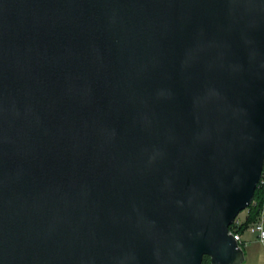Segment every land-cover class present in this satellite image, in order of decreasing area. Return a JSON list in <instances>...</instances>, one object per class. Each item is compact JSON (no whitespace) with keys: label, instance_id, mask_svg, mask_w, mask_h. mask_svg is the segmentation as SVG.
I'll list each match as a JSON object with an SVG mask.
<instances>
[{"label":"water","instance_id":"obj_1","mask_svg":"<svg viewBox=\"0 0 264 264\" xmlns=\"http://www.w3.org/2000/svg\"><path fill=\"white\" fill-rule=\"evenodd\" d=\"M264 171V0H0V264H244Z\"/></svg>","mask_w":264,"mask_h":264},{"label":"trees","instance_id":"obj_2","mask_svg":"<svg viewBox=\"0 0 264 264\" xmlns=\"http://www.w3.org/2000/svg\"><path fill=\"white\" fill-rule=\"evenodd\" d=\"M264 209V186L258 187L252 205L247 210L248 215L246 220L243 222V225L240 226L236 231L231 230L234 233L243 234L252 224L257 222L261 217L262 211ZM203 264H211L209 257H204Z\"/></svg>","mask_w":264,"mask_h":264},{"label":"crops","instance_id":"obj_3","mask_svg":"<svg viewBox=\"0 0 264 264\" xmlns=\"http://www.w3.org/2000/svg\"><path fill=\"white\" fill-rule=\"evenodd\" d=\"M242 246L249 264H264V244L255 234L245 231L242 234Z\"/></svg>","mask_w":264,"mask_h":264},{"label":"built area","instance_id":"obj_4","mask_svg":"<svg viewBox=\"0 0 264 264\" xmlns=\"http://www.w3.org/2000/svg\"><path fill=\"white\" fill-rule=\"evenodd\" d=\"M260 186H264V171H263V175H262V178L259 184V187ZM239 216L237 217V219L231 226V227L234 226L233 231H236V229H238L240 226L243 225L244 221H242ZM233 231L232 233L234 234L236 240L242 245V235L238 233H234ZM246 231L252 234H255L258 237L259 241L264 244V209L262 211V214L259 220L255 222L254 224H252Z\"/></svg>","mask_w":264,"mask_h":264},{"label":"rangeland","instance_id":"obj_5","mask_svg":"<svg viewBox=\"0 0 264 264\" xmlns=\"http://www.w3.org/2000/svg\"><path fill=\"white\" fill-rule=\"evenodd\" d=\"M248 211L246 210V211H243L241 214H240V219L242 220V221H245L246 220V218H247V215H248V213H247ZM244 264H249V261L248 262H246V260H245V262H244Z\"/></svg>","mask_w":264,"mask_h":264}]
</instances>
